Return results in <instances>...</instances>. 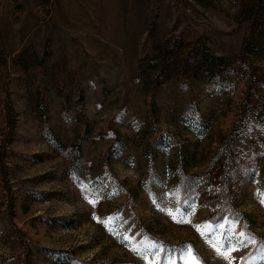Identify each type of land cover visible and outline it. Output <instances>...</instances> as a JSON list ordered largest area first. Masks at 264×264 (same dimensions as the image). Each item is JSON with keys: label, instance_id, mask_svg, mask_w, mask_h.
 <instances>
[{"label": "rangeland", "instance_id": "374dc122", "mask_svg": "<svg viewBox=\"0 0 264 264\" xmlns=\"http://www.w3.org/2000/svg\"><path fill=\"white\" fill-rule=\"evenodd\" d=\"M262 199L264 0H0V264H264Z\"/></svg>", "mask_w": 264, "mask_h": 264}, {"label": "trees", "instance_id": "16d2710c", "mask_svg": "<svg viewBox=\"0 0 264 264\" xmlns=\"http://www.w3.org/2000/svg\"><path fill=\"white\" fill-rule=\"evenodd\" d=\"M213 169L205 182H194L191 188H188L187 184L184 183L183 180L188 178V176H184L183 182L181 181L179 184V193L183 196V200L191 196L200 199L207 208L212 210V216L216 221L221 220L223 217L237 216L233 205L229 204L228 201V204L224 201L225 195L227 196V193H229L227 173L219 166H215ZM210 186H212L211 192L209 191Z\"/></svg>", "mask_w": 264, "mask_h": 264}, {"label": "snow or ice", "instance_id": "6c2138e0", "mask_svg": "<svg viewBox=\"0 0 264 264\" xmlns=\"http://www.w3.org/2000/svg\"><path fill=\"white\" fill-rule=\"evenodd\" d=\"M261 202L264 203V199H262ZM177 222L180 223V222H183V221H181V220H177ZM198 230H199V228H198ZM202 235H203V233H202ZM216 250H217L218 252H220V248H219V247H217ZM221 255H223V253H221ZM225 258H226V257H225Z\"/></svg>", "mask_w": 264, "mask_h": 264}]
</instances>
